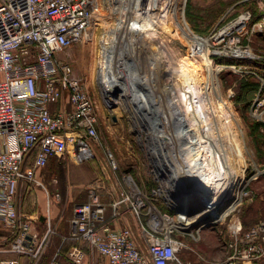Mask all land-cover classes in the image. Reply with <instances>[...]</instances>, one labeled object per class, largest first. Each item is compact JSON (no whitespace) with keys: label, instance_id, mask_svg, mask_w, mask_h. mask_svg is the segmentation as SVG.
I'll list each match as a JSON object with an SVG mask.
<instances>
[{"label":"rangeland","instance_id":"1","mask_svg":"<svg viewBox=\"0 0 264 264\" xmlns=\"http://www.w3.org/2000/svg\"><path fill=\"white\" fill-rule=\"evenodd\" d=\"M119 1L115 0L112 4L111 0H99L100 11L96 18V24L90 29L89 43L75 44L59 55L73 64L76 74L86 80L98 102L100 143L97 145L96 156L90 161L80 163L73 161L71 157L54 159L40 172L42 184L23 183L17 194V208L21 214L26 215L25 218H32L31 229L37 232L40 237L47 235V255H51L59 248L62 237L67 242L61 251L67 252L71 247L78 245L76 240L69 239L70 218L75 206L86 201L90 187L96 186L99 180L101 186L111 189L114 186L117 190L119 189L118 181L108 164L107 152L109 151H112L117 157L119 175L130 170L135 179L141 184H145L149 190L161 187V183H163L162 193L159 192L160 195L155 196L156 203L168 207V210L173 214H176L174 211L179 208L177 205H174V209L164 204L166 201L164 197L167 195L171 198L179 197L177 191H173L175 188L170 180L177 179L176 169L184 166V163L187 162L186 156H189L195 149L191 147L189 148L191 152L187 153L188 149L186 148L174 147L172 149L175 153L171 151L167 153L171 155L170 161L175 166L176 175L173 174L175 179L171 178L170 173H165L164 164L160 163V161L162 162V152L157 151L158 146L154 145L157 141L156 138H153L155 132L154 129L152 131L150 122L158 116L149 115L147 112L144 114L145 106L139 102L135 103L138 98H132V95L139 89L130 87V95H124L119 88L109 89L105 85H102L99 90L96 77L94 78L92 74L97 64L99 51L103 52V47L106 48L110 44V38L106 33L112 29L111 27L116 24L119 17L128 16L127 6L121 5L122 3ZM148 6L151 8L154 20L157 15L160 18L153 22L160 21L162 26L157 31L151 25V30L143 33L145 35L143 44L139 43L141 34L140 31L138 32L136 51L139 56L137 58L142 57L145 62L142 72L154 76L162 73L161 82L155 79L153 85L150 86L155 97L159 92L160 96L163 98L166 96L171 100L168 103L175 101L178 105H181L180 98L182 96L187 97L190 112L183 117H187L188 124L192 123L193 126L189 125L188 127L184 124L181 128L184 130L192 128L194 131L197 127L199 130V135L203 138L204 145L208 147L209 158H211L209 159V161L211 160L210 168L207 169L213 175L214 195L221 194L222 196L218 212L227 207L222 215L213 217L217 219L214 223L203 227H201L203 224L193 227L207 221L210 214V211L207 210L201 216V221L195 222L196 220L193 218L190 222H195L194 224H186L184 228L181 227V230L187 233L188 242L193 248L195 247V252L189 251L191 257L201 263L204 258H199L196 252L199 254L206 250L209 252L208 245L211 246L228 239V224L230 222L234 223L235 220L240 219L242 225L247 226L258 220H264V123L258 119L264 117V96H261L264 93V90L262 91L264 87V0H180V2L179 0H148ZM135 9L136 13L139 6ZM245 12L252 13L249 25L246 24L245 29L235 30L234 35L221 37L218 43H215L218 40L213 42L210 39L211 43L207 47L208 53L201 51V45L189 38L190 34L182 25L183 23L187 25L195 34H198L196 31L205 32L204 35L198 34L200 37L197 36L199 40L205 41L219 30L237 22L239 15ZM131 13L133 10L132 12L130 10V15ZM211 14L213 15L211 16ZM187 16L191 21H188ZM244 19L243 16L242 22ZM125 20L122 44L131 41L130 22H127L128 18ZM256 21L262 24V30H253L252 25ZM257 27L259 26L257 25ZM191 43L194 50L199 51L192 56L190 51L193 48L189 46ZM249 48L252 52L250 56L247 55ZM233 49L239 50L238 53ZM209 53H211L210 56ZM103 57L104 53H100L98 67ZM151 58L155 61L149 68L148 60ZM220 60L227 66L223 67L225 63H221ZM206 62L210 63L212 74L216 72L215 75L206 71V66L209 64ZM166 68L167 71H163ZM235 75L239 79L252 76L260 81L258 90L253 93L251 98L245 94L247 92L244 93V89L240 91L239 81L241 79L236 80ZM215 81L220 84L221 97L225 104L231 106L233 112L231 115L219 111L217 96L214 92L210 93L214 90ZM200 83L209 88V93L207 91V94H211L209 101L212 102L216 99L218 102L213 105L218 111L217 114L219 113L221 116L218 114L215 125L222 128L216 132L210 127L213 126L214 120L206 117L198 98L196 87ZM105 89L107 95H105ZM174 104V102L173 105L171 104L172 109H174ZM161 105L164 106L162 110H165L167 107L165 101ZM136 108H139L141 112ZM112 115L116 119H113ZM188 116L192 117V121ZM176 117L174 114L168 118L165 117L162 120V127L172 140L176 136L177 144H180V140L184 141L186 135L179 130L180 125L177 123ZM170 138H168L169 141ZM173 142L175 143V140L171 142L172 145H174ZM223 145L227 150L223 149ZM182 156L184 157L182 158ZM197 168L194 167V171ZM155 170L161 172L164 177L163 181L157 178ZM168 182H171L169 188H167ZM181 185V187H185V185ZM107 188H103V190L106 191ZM233 192L238 194V198L231 202ZM184 199L187 202L195 200L197 202L194 204L197 205L186 204L196 212L192 215L183 214L182 217H192L202 213L195 208L202 204L205 197L191 193ZM188 234L195 236H188ZM13 235L0 227V260L17 255L8 250L14 239ZM182 257L186 259L184 252ZM193 264L195 263L193 262Z\"/></svg>","mask_w":264,"mask_h":264},{"label":"built area","instance_id":"2","mask_svg":"<svg viewBox=\"0 0 264 264\" xmlns=\"http://www.w3.org/2000/svg\"><path fill=\"white\" fill-rule=\"evenodd\" d=\"M125 4L127 8L138 5L139 9L130 15L128 8V16L119 17L106 33L111 42L99 51L104 53V64L99 62L97 81L105 78L111 54L122 45L113 35L121 22L128 18L134 23L143 16L142 21L157 31L162 26L160 21L147 18L148 0H128ZM99 11V0H0V227L14 234L8 250L28 256L29 264H193L182 257L183 252L196 251L176 223L183 215L156 203L163 183L149 190L130 170L119 175V162L112 151L107 152L108 164L119 189L101 186L98 180L89 188L87 200L75 206L69 239L78 245L69 250L65 262L57 255L45 260L47 235L35 233L32 218H25L17 208L21 184H42L40 172L52 158L71 157L80 163L96 156L100 143L98 102L73 64L59 55L75 44L89 43ZM241 16L245 19L235 30L245 29L252 13ZM252 26L262 30L257 21ZM235 30L222 37L234 35ZM143 39L140 37V44ZM189 46L193 48L192 43ZM197 52L193 48L190 55ZM119 65L122 70L123 61ZM258 119L264 123V117ZM155 172L163 181L161 172ZM164 199V204L175 209L174 198L167 195ZM235 221L228 224L229 238L222 240L227 256L221 263L264 264V220L248 229L240 219ZM0 264L21 261L12 257L0 260Z\"/></svg>","mask_w":264,"mask_h":264},{"label":"bare ground","instance_id":"3","mask_svg":"<svg viewBox=\"0 0 264 264\" xmlns=\"http://www.w3.org/2000/svg\"><path fill=\"white\" fill-rule=\"evenodd\" d=\"M120 1L122 3L121 5L125 6L126 5L125 3L128 0H120ZM179 2H180V0H179ZM137 6L138 5H134V8H130V7H128V8L131 10V12L133 10V13L135 14L134 9ZM148 10H149V15L147 16V18H149V20H151V22L160 19L157 15V12H155V14L157 16L155 17V20H154L153 15L151 14V8L149 7ZM242 19H243V16L239 17L237 19V22H235L234 24H231V25L219 30L216 33V35L212 38V39H214V41L218 40L215 43H218L220 41L219 39L222 36H224L225 34H228L230 31L238 28L242 22ZM125 21H124V23L123 22L120 23V25L118 26L119 30L115 29V31L113 32L114 33L113 35L117 36V39H116V37L114 38L116 41L117 40L121 41V38L123 36V31H124L123 27L126 25ZM127 22H129V21H127ZM182 25L187 29L188 33L190 34L189 38H191L192 40H195L197 43H199L201 45V48H202L201 51L208 53L207 47L211 42L210 38L206 39L205 41H201V40H199L197 35L193 34L188 29L187 25H185L184 23ZM151 28H152L151 25L145 24V21L144 22L142 21L141 16L139 17L138 21H134V23H130L129 34L131 35V38H130L131 41L130 42L128 41L125 44H122L121 47L118 49L113 48V49H115L114 55L111 54L110 59L108 58L109 59L108 61L109 62L111 61V63L109 64V70H104L105 71L104 73L106 74L105 78H103L102 76L99 77L98 81L96 80V84L97 85L99 84L100 88L102 85L107 86L109 89L119 88L120 91L124 95H130L131 94L130 87L139 89L137 93H134L132 95V98L133 99L138 98L135 101V103L138 104V102H139L140 104H143L145 106V109L143 112L144 114L147 112V114L149 113V115H152V116L157 115L158 116V117H154V118L152 117L153 120H151V122H150L152 131L154 129V132H155V134H153L154 135L153 138L154 139L156 138V141H157V143L154 145L158 146V147L155 146L158 148L157 151L162 152V155L160 154L162 157V162L160 161V163L162 165L164 164L165 173L166 172L170 173L171 178L173 177V179H175V177H174V175H176L175 166H174V163L170 161L169 157H171V155H169L167 153L170 151L172 153H175L174 149H172L174 147L186 148V149H188L187 153L191 152L189 148L193 147L195 149L194 151L191 152V154L189 156H186L187 162L184 163V166L176 169V172L178 175L177 179H175L174 181L170 180L171 182H173L172 185L175 188L173 191H175V192L177 191L176 193L179 194L181 189L184 190L185 188H187L186 190H184L187 192V194H190L192 192H197V193L203 194L204 196L210 195L213 198L210 200L209 204L207 205L208 207H206L205 209H203V211H201L202 212L201 214H196L192 217H187V216L186 217H179L176 219V223L179 226H182L184 228L185 227L184 225H186V224H194L197 221H201V216L204 215L207 210L210 211V214L207 217V221H208V220L212 219L213 217H219L220 215H222L225 212V210L227 209V207L225 209H222L221 212H218L219 207L222 203V196H221V194L220 195L219 194L214 195L215 194L214 193L215 188H214V183H213V175H212V173H210V170H208L210 168V161H211V160L209 161V159H211V158H209L210 154L208 152V147L206 145H204L203 138L199 135V130L197 129V127L194 129V131L192 130V128L191 129L189 128L188 130H184L181 128V126L184 124H185L184 126L187 125L188 127H189V125H192V123L188 124L189 121L186 119L187 117L184 118L190 112L189 101L187 100V97L182 96L180 98L181 105L180 104L178 105L177 102H175V101L168 103L171 100H169L168 97H166L165 95H164L165 97L163 98L162 96H160L159 92L156 93V97H155V94L153 93L150 86H151V84L153 85V83L155 82V79H158L156 81L161 82V78H163L162 73H160V74L158 73L157 76H154V75L148 74L147 72L146 73L142 72V69L144 68V65H145V64L143 65V63H145V62L142 60V57L137 58V56H139L138 51H136L138 32L140 31V34H141L140 36L143 38L145 36L144 35L145 32L150 31ZM109 41L111 42V38L109 39ZM203 42H204V44H203ZM115 45H118V44L115 43ZM107 46H110V45H107ZM233 51L238 53L239 50L233 49ZM122 52L125 54L124 59H122ZM99 58H100V54L98 55L97 64H98V61L100 60ZM122 61H123L124 66H123V69L121 70V68H120L121 66L119 65V62H122ZM154 61L155 60L153 58L148 60V64L150 63V67L148 66L149 68H151ZM206 63H209V62H206ZM97 64H96L95 69L92 72L94 78L98 75L97 74V71H98V65ZM101 64H104V57L101 61ZM209 65H210V63L206 66L207 67L206 71L208 73L212 74V71L210 68L211 65L210 66ZM135 66H137V68ZM161 71H162V69H161ZM163 71L166 72L167 68L163 69ZM215 74H216V72H214V74H212V75H215ZM111 76H112V78L114 77V79H112V82L109 81L111 79ZM214 83H215L214 90L212 92L210 91V93L213 94V92H214V94H216L217 99L219 101V104H218L219 111L221 110L220 111L221 113L223 111L224 114L227 113L226 115H231L233 113L231 106L229 104H225L224 99L221 97L220 84L217 83V81H215ZM208 89L209 88L204 87L203 83H200L196 87L198 98L200 99L201 105L203 106L202 109L204 111V114L206 115L207 118L214 120L213 126H210V127L213 128L214 131L216 132L222 128V127H219L218 125H215L217 123V122H215V119L217 118L219 113L217 114L218 111L215 109V106L213 104L215 102H217V100L214 99V101H212V102L209 101V97L211 96V94H207ZM105 91H106V89H105ZM160 93H161V91H160ZM208 93H209V91H208ZM105 95H107V91H106ZM162 99H164V100L162 101ZM164 101L167 104V107L165 106L166 107L165 110H162V109H164V106H162L161 104L164 103ZM173 102L175 103L174 109L171 108V104L173 105ZM169 105H170V107H169ZM136 110L139 111L140 109L136 108ZM139 112H141V111H139ZM215 112H216V114H215ZM171 114H174V116H177L176 117V119L178 120L177 123H179V125H180L179 130L181 131L182 134L185 133V135H186V138H184V141H183V139L180 140V144H177L176 136L172 140L168 136V134H167L168 132L162 127V120L165 117L168 118L169 116H171ZM189 118H191V121H192V117L190 116ZM225 119H226V117H225ZM219 120H220V118H219ZM219 123H221V122H219ZM219 125H222V124H219ZM171 134H173V133H171ZM175 134H177V133H175ZM225 134H223V136H225ZM168 138H170V141ZM223 138H225V137H223ZM174 140H175V143L173 142L174 145H172L171 142ZM154 145H153V148H154ZM223 149L227 150L226 147H224V145H223ZM154 150H156V149H154ZM183 157L184 156H182V158ZM194 167H198L199 169L197 168V170L195 169V171H194ZM162 174H164V172ZM171 182L170 183L168 182L167 188L170 187L169 184L171 185ZM181 184L185 185V187L184 186L181 187L182 186ZM178 194H176V195H178ZM168 198H171V197L168 196ZM175 198H174V200H176L175 204L179 207L182 206L181 208H185L187 206L186 204H189L190 202H192L193 204L197 202L195 200L187 202V201H184L181 199L178 200V198H176V199ZM237 198H238V194L236 195V193L233 192V199L231 200V202H233ZM193 218L196 221L190 222V221H192ZM183 221H185V222H183Z\"/></svg>","mask_w":264,"mask_h":264},{"label":"crops","instance_id":"4","mask_svg":"<svg viewBox=\"0 0 264 264\" xmlns=\"http://www.w3.org/2000/svg\"><path fill=\"white\" fill-rule=\"evenodd\" d=\"M65 101H67V92H65ZM57 106V105H56ZM54 159H61V158H57V157H54V158H52L50 161H49V163L52 161V160H54ZM48 163V164H49ZM48 166V165H47ZM46 168V167H45ZM43 170V169H42ZM41 170V171H42ZM87 198H88V196H87ZM49 201H50V198L48 199ZM87 200V199H86ZM108 212H110V209L108 210ZM73 215H74V212H73ZM73 215H72V217H73ZM71 217V218H72ZM70 218V219H71ZM35 232V231H34ZM69 232H71V226H70V231ZM35 233H37V232H35ZM38 234V233H37ZM39 235V234H38ZM67 241H64V238L62 237V241H61V243H60V245H59V248L58 249H56V251L54 252V253H52L51 255H47L46 254V256H45V260H47V261H49L53 256H55V255H57L58 256V258H59V260L60 261H62V262H65L66 260H67V254H68V252L69 251H67V252H63V251H61L62 249V246L66 243ZM77 244V243H76ZM206 245H208V244H206ZM76 246V245H75ZM74 247V246H73ZM72 248V247H71ZM195 248V247H194ZM208 248L210 249L209 250V252H207V250H206V252H201L202 254H200V256H202L204 259H202L203 260V262L204 261H206V263H203V262H201L202 264H222L221 262H223L224 261V258H226V256H227V249H226V246L223 244V241H219L218 243H214V244H212L211 246L210 245H208ZM212 248V249H211ZM14 254V253H13ZM16 255V254H15ZM185 256H187L186 257V259H188V260H191V261H193L195 264H201L200 262H196L195 261V258L194 257H191V254L190 253H188V252H186L185 253ZM20 258V261H21V264H29V262H28V259H29V257L28 256H26L27 257V259L25 258V259H22V256L20 257V256H18V255H16V256H13V258Z\"/></svg>","mask_w":264,"mask_h":264},{"label":"trees","instance_id":"5","mask_svg":"<svg viewBox=\"0 0 264 264\" xmlns=\"http://www.w3.org/2000/svg\"><path fill=\"white\" fill-rule=\"evenodd\" d=\"M187 6L189 7V5L187 4ZM186 6V7H187ZM186 10H187V8H186ZM187 12V11H186ZM213 14H211V16H212ZM187 19H188V21L190 20L189 18H188V16H187ZM191 21V20H190ZM196 31V30H195ZM198 34H200V35H204L205 34V32H199V31H196ZM262 63H263V61H262ZM235 77H237L236 75H235ZM249 77H252V76H249ZM248 77V78H249ZM248 78H246V79H239L238 77L236 78V80H240L239 81V87H240V91H242L243 89H244V93L245 92H247V93H245L246 95H249L250 96V98L252 97V95H253V93L256 91V90H258L257 88H259V85H260V81L258 80V79H256L255 77L253 78H251V79H248ZM264 90V87H263V89H262V91ZM264 92V91H263ZM261 94V93H260ZM261 96H264V93L263 94H261ZM88 161H90V160H88ZM24 183H26V184H33V183H29V182H24ZM87 199V198H86ZM83 202H85V201H83ZM80 203H82V202H80ZM80 203H78V204H80ZM163 209H167L166 207H164V206H161ZM168 210V209H167ZM259 222V220L257 221V222H255L254 224H252V225H245L244 226V228H249V227H251V226H253V225H255L256 223H258ZM75 242V241H74ZM63 247V246H62ZM69 251V250H68ZM21 257V256H20ZM27 259V257L26 256H24V255H22V259Z\"/></svg>","mask_w":264,"mask_h":264},{"label":"water","instance_id":"6","mask_svg":"<svg viewBox=\"0 0 264 264\" xmlns=\"http://www.w3.org/2000/svg\"><path fill=\"white\" fill-rule=\"evenodd\" d=\"M112 117H113V119H116V117L114 116V115H112ZM187 188H185L184 190H186ZM184 190H182L181 189V191L179 192V197H178V200H184V201H186L184 198L185 197H187L189 194H187V192L186 191H184ZM182 192V193H181ZM185 192V193H184ZM192 193H197V192H192ZM191 194V193H190ZM198 195H200V196H202V197H205V200L202 202V204L200 205V206H198V207H196L195 209L196 210H198V211H203V209H205L206 207H207V205L209 204V202H210V200L212 199V197L210 196V195H208V196H204L203 194H201V193H197ZM190 204H193V203H189V205ZM194 205H197V204H194ZM179 207V206H178ZM182 207V206H181ZM181 207H179V208H176V210L174 211L175 213H179V214H181V215H192V214H194L195 212L192 210V209H190L189 208V206H186L185 208H181ZM194 207V206H193ZM215 220H217V219H215V218H212V219H210V220H208V221H204L203 223H200V224H197V225H195V226H193V227H197V226H201V224H203L201 227H203V226H205V225H209V224H211V223H214V221Z\"/></svg>","mask_w":264,"mask_h":264}]
</instances>
